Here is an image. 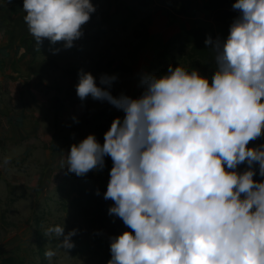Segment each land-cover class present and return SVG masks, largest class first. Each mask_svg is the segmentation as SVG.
Wrapping results in <instances>:
<instances>
[{"label": "clouds", "instance_id": "obj_1", "mask_svg": "<svg viewBox=\"0 0 264 264\" xmlns=\"http://www.w3.org/2000/svg\"><path fill=\"white\" fill-rule=\"evenodd\" d=\"M226 38L213 46L216 72L169 66L144 73L138 97L111 89L116 75L79 72L81 101L108 102L113 120L101 144L94 133L71 146L66 167L77 176L113 167L104 193L109 215L127 230L110 238L108 264H264V0H235ZM24 20L38 45L71 48L96 11L92 0H24ZM58 52L59 49H55ZM75 119V118H74ZM78 122V120H77ZM247 164L240 172L238 166ZM99 194V192H97ZM77 229L49 226L65 251ZM63 237V239H61ZM45 257L52 264L54 249Z\"/></svg>", "mask_w": 264, "mask_h": 264}, {"label": "rangeland", "instance_id": "obj_2", "mask_svg": "<svg viewBox=\"0 0 264 264\" xmlns=\"http://www.w3.org/2000/svg\"><path fill=\"white\" fill-rule=\"evenodd\" d=\"M195 1L92 0L96 11L82 26L83 36L64 48L63 41L52 44L48 38L36 43L24 20V0H0V263L14 255L26 264H49L44 253L54 249L52 264H108L110 245L101 242L127 226L95 205L73 203L78 194L72 190L86 186L111 206L114 202L105 200L104 193L113 162L105 157L111 168L102 175L90 170L77 176L65 165L71 146L98 130L88 112L121 110L91 97L81 101L78 74L91 72L97 83L102 74L116 75L113 95L140 96L142 74L163 75L169 66H183L178 42L161 45L162 20L183 15ZM233 3H217L211 15L219 23L204 30L226 38L239 14ZM210 20L192 26H207ZM196 70L211 83L216 66ZM56 224H65V232L78 230L72 238L75 247L65 251L55 237L44 235Z\"/></svg>", "mask_w": 264, "mask_h": 264}, {"label": "trees", "instance_id": "obj_3", "mask_svg": "<svg viewBox=\"0 0 264 264\" xmlns=\"http://www.w3.org/2000/svg\"><path fill=\"white\" fill-rule=\"evenodd\" d=\"M228 1H235V0H228ZM100 12H97L96 14H99ZM211 36L213 41H215L218 37L216 35H210L206 30L204 29H191L188 31L180 32L176 34L171 41L169 42L168 46H170V43H176L179 42V62L183 64V68L187 69L188 71L196 70L198 66H208V67H214L215 60H214V53H213V46L205 44V40ZM168 48L165 49L164 52H162V56H165ZM89 116L92 118H95L97 122V128L98 130L93 132L97 140L103 144L104 142V135L106 131L111 127V124L115 118L123 117L124 113L122 111H112L110 109H101L97 111L95 114H92L91 112H88ZM107 121V122H104ZM99 125V126H98ZM92 134V133H91ZM259 145H264V136L261 135L259 137ZM53 149V148H52ZM59 149V148H58ZM55 151H57L55 149ZM111 168V161L105 159V166L102 170H99L98 172L102 175L105 171L109 170ZM257 174L255 175L256 180H261V178L258 174V168ZM72 191L77 192V196L73 197V203L78 205H95L99 209L103 211L104 214L109 213L108 209L110 206L107 205L105 202H101L96 195L92 192V190H89L86 186L79 185V187L73 188ZM69 192L68 194H70ZM103 246H109L111 243V240L106 242H101ZM0 264H26L25 261L17 256L10 255L3 257Z\"/></svg>", "mask_w": 264, "mask_h": 264}, {"label": "crops", "instance_id": "obj_4", "mask_svg": "<svg viewBox=\"0 0 264 264\" xmlns=\"http://www.w3.org/2000/svg\"><path fill=\"white\" fill-rule=\"evenodd\" d=\"M221 1L222 0H196L195 3L189 5L187 9L183 10V15H178L176 19L170 18L172 20H170L169 18H167L166 21L162 20L163 21L162 25L164 27L162 28V36H160L161 45L164 46V45L169 44V42L171 41V38H173L176 34L180 32L188 31L191 29H205L204 27L214 28L216 26V23H219V22L218 20L215 21L214 16L211 15L212 9L215 7V5H217V3ZM198 6H200L202 9L199 10V12L197 13L196 11L198 10L197 9ZM196 15H197V18H196ZM219 16H221V14H219ZM209 18L211 19L210 25H207V26L198 25L197 28H194L192 26V24H194V22L197 20L198 22H202L205 24L208 22ZM216 36L220 38L218 35ZM258 145H259L258 138L256 140L249 142V147H258ZM237 170L240 172L246 171L248 170V165H239ZM254 179H255V175H254Z\"/></svg>", "mask_w": 264, "mask_h": 264}]
</instances>
